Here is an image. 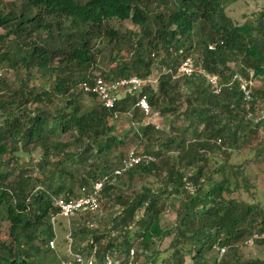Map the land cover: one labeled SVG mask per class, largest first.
Instances as JSON below:
<instances>
[{"label": "trees", "instance_id": "16d2710c", "mask_svg": "<svg viewBox=\"0 0 264 264\" xmlns=\"http://www.w3.org/2000/svg\"><path fill=\"white\" fill-rule=\"evenodd\" d=\"M227 1L238 0H0V66L22 70L16 90L0 77V233L6 231L0 264H59L64 255L57 258L47 247L54 239V200L77 195L119 166L123 157L113 162L107 157L125 145L113 125L123 115L132 121L138 116L137 129L123 137L131 135L136 145L130 149L150 161L129 168L117 184H105L96 212L69 218L71 252L87 253L95 245L97 258L108 254L115 264H125L132 249L134 264H156L155 243L169 237L168 264H183L186 255L191 264H264L237 254L246 240L264 244V209L252 195L250 161L228 164L231 149L264 129V112L253 114L256 102L264 106V9L236 25L222 12ZM154 4L157 11L150 10ZM69 18L79 19L83 30L63 23ZM112 21H129L139 28V39L132 60L119 65L109 59L115 67L104 71L97 67L100 52L92 40L118 43ZM194 55L196 69L176 76L180 63ZM153 73L155 88L146 86L140 95L146 97L148 118L167 119L166 131L141 124L135 95L118 98L113 109L97 104L81 111V82ZM235 74L263 83L251 88V101L243 100ZM213 75L221 85L218 95L207 82ZM43 77L52 78L51 88L33 83ZM20 157L26 161L18 165ZM146 178L156 180L155 189L123 194ZM114 206L117 212L107 209ZM100 209L110 212L106 223L91 229ZM169 210L174 216L162 228L159 218ZM213 247L226 249L218 262L207 259Z\"/></svg>", "mask_w": 264, "mask_h": 264}, {"label": "rangeland", "instance_id": "374dc122", "mask_svg": "<svg viewBox=\"0 0 264 264\" xmlns=\"http://www.w3.org/2000/svg\"><path fill=\"white\" fill-rule=\"evenodd\" d=\"M3 1H11V0H3ZM157 5V4H156ZM155 4L151 6V11H157ZM264 9V0H238V1H227L222 6V12L223 14L230 19V21L233 24L241 25L243 23L251 22L257 17V13ZM63 23L69 24L73 27L76 31H82L83 30V23L79 19L75 18H69L65 20ZM110 25L117 30L119 38L118 43L114 42H107V39L104 38H95L92 40V45L95 47L94 49L99 50L100 54H97L96 56V63L97 67L100 70H110L115 67V62L119 65L126 63L129 60H132L131 52L132 48L135 46L137 39H139V28L131 25L129 21H123L121 23H116L114 21L110 22ZM0 33H4L2 29H0ZM128 33V34H127ZM133 34L134 36H131ZM150 38V37H149ZM9 39H11L9 37ZM148 39V37L144 38L143 40ZM196 40L195 38H192V41ZM1 52V49H0ZM197 55V53L195 52ZM194 57L189 58L190 61H192L193 65L195 62L193 61L195 59ZM109 59L113 60L109 62ZM155 62V61H154ZM234 63H229V67L236 69V66H232ZM154 69L153 71H155ZM246 73L248 74V77L251 75V71L247 70ZM22 74V70L18 68L11 69L8 65H2L0 66V77L7 83L9 88L11 89H17L19 87L18 84V76ZM18 75V76H17ZM155 75V73H153ZM39 83L41 86H44L45 88H51V81L52 78H46L43 77L42 80H34L33 83ZM251 88L259 87L263 83L261 81H258L256 78H252L251 81ZM31 83L27 84V87L30 86ZM264 85V84H263ZM97 102L89 97L85 96H79V106L81 108V111H87L90 108L96 107ZM32 107V106H31ZM264 112V106L261 104L260 101L256 102V110L253 112L256 113V115H262ZM154 116V115H153ZM131 116L123 115L120 116L117 121H114L113 125L115 128V134L119 138H123L125 141V145L119 146L117 150L112 151V153L107 157V160L109 162L115 161L117 158L124 157L123 154L127 151L126 149H130L132 147H135L136 142L135 140H132L129 135L128 137H123L124 132H132L137 129V122H135L138 119L134 118L132 121ZM141 124L145 123H152L156 126L159 130H165L167 128V119L161 116H154L151 118L142 117L140 115ZM1 121V118H0ZM254 122V121H253ZM190 134V131L188 132ZM264 140V129L261 128L257 131L255 137L249 136V139L247 140L248 143H242L239 144L236 148L231 149L230 156L228 159V164L231 166L239 165L244 160L250 161L249 166L247 167V174L250 176V182L253 183V198L257 201V203L260 205L261 208L264 209V144H262V141ZM264 142V141H263ZM262 148V149H261ZM135 150H138V152H141V148H137ZM117 151H120L119 153H116ZM110 153V152H109ZM108 153V154H109ZM35 155H37V152H34ZM107 154V155H108ZM118 156H117V155ZM34 155V157H36ZM259 156V158H255V156ZM218 158V156H216ZM3 157L1 160L3 161ZM220 159V158H219ZM1 161V162H2ZM26 161L25 158L20 157L18 160V165H21ZM34 161H36V158H34ZM261 161V162H260ZM214 161H210V163H213ZM219 162V161H218ZM212 169V167L210 168ZM34 175L37 176V172H34ZM124 179V174L120 176ZM116 178L113 182V184H117V180L120 178ZM68 179V177H67ZM74 184L77 183L75 181L76 177L73 174ZM151 187L153 189L156 188V180L155 179H143L135 181V184L130 187V189H123V194L126 192L133 191H140L141 187ZM75 188V186H74ZM125 193V194H126ZM236 193L232 195V197H236ZM244 198V197H243ZM107 209L110 212H117V207H107ZM106 212L104 210L100 209V212H98L96 215H94L95 222H92L91 229H103L105 223H106V214L110 212ZM103 213V214H101ZM106 213V214H105ZM174 216V213L172 211H167L161 217L159 218V224L162 228L167 227L168 223L172 221V217ZM66 220L60 217H57L54 219V221L51 223L52 225V231L54 234L53 239V251L55 252V255L57 258L61 257L62 255H65V251L67 248L68 240L66 239L67 233H68V227L72 226L74 223V219ZM77 223V221L75 222ZM87 225V224H86ZM6 232V231H5ZM5 232L2 231L0 233L1 238H5ZM91 233H87V237H89ZM264 234H261L260 237H263ZM79 237H76L75 241L79 242ZM170 238H164L158 242L155 243V251L157 252V261L156 264H168L167 259L170 257V250L168 249ZM253 243V242H252ZM246 244L247 246H239L237 247V254L239 255L240 259H250V258H260L264 259V244ZM214 251H211L207 254V259L209 261L213 260ZM47 257V256H46ZM45 257V258H46ZM183 264H191V261L189 260V257L186 255L184 256V263Z\"/></svg>", "mask_w": 264, "mask_h": 264}, {"label": "built area", "instance_id": "2783aa9c", "mask_svg": "<svg viewBox=\"0 0 264 264\" xmlns=\"http://www.w3.org/2000/svg\"><path fill=\"white\" fill-rule=\"evenodd\" d=\"M209 50L213 49V46H208ZM190 59H186L180 63L175 70V75H189L195 70ZM209 87L215 95L220 92L221 85L219 79L216 76H206ZM233 80L236 81L237 87L242 93L243 100L245 102L251 101V83L249 79H245L238 74H235ZM154 89L156 86V77L151 74L147 78H137L136 76H130L127 78H120L116 80H103L101 77L94 76L92 80L88 82H81L78 85V92L85 97L92 98L103 108L113 109L115 102L118 98L125 95H135V107L144 116L150 114L149 107L146 101L145 95H140V92L144 87ZM150 161L149 156L135 155L132 149L127 150L124 157L121 159L120 164L117 168L112 170L109 174L103 175L101 179L94 181L90 184L89 188L81 187L78 190L77 195H65L58 197L54 200V206L57 208L55 216L50 217V223L55 218L60 217L67 221L78 212H89L94 213L98 208V200L102 187L105 184H113L114 180L122 176L129 168L137 165L140 162ZM264 237V236H263ZM69 243V240H68ZM251 244L252 240H246L244 244ZM47 247L51 250L53 247V240L47 242ZM224 247H213L215 262H218L225 252ZM97 247L92 245L87 253H73L67 245L65 255L59 264H115V260L112 259L108 254H105L101 258L96 256ZM125 264L133 263V250L129 249L127 253V259ZM150 264V263H147Z\"/></svg>", "mask_w": 264, "mask_h": 264}]
</instances>
